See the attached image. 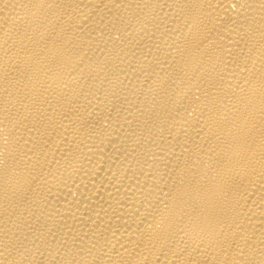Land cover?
<instances>
[{"label": "bare ground", "instance_id": "obj_1", "mask_svg": "<svg viewBox=\"0 0 264 264\" xmlns=\"http://www.w3.org/2000/svg\"><path fill=\"white\" fill-rule=\"evenodd\" d=\"M0 264H264V0H0Z\"/></svg>", "mask_w": 264, "mask_h": 264}]
</instances>
